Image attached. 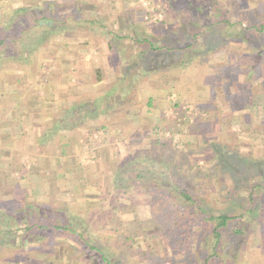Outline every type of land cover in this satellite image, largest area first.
I'll list each match as a JSON object with an SVG mask.
<instances>
[{
	"label": "rangeland",
	"instance_id": "374dc122",
	"mask_svg": "<svg viewBox=\"0 0 264 264\" xmlns=\"http://www.w3.org/2000/svg\"><path fill=\"white\" fill-rule=\"evenodd\" d=\"M169 2L138 0L139 8L147 17L144 24L148 34L144 38L148 36L154 40L162 33H174L169 27L172 19H164L160 10L162 3ZM239 4L245 10H241ZM249 4L258 7L259 14H256L257 11L251 12ZM40 7L44 8V5ZM194 8L191 11L198 14L191 12L190 18L189 13L186 14L189 20L179 24L176 38L172 40L175 42L169 43V46L178 49V60L186 62L183 66L172 70L163 67L159 70L161 76H158L155 68L150 71L146 69L148 72L143 73L142 66L137 64L133 73H138L136 78L143 80L130 81L128 78L120 85L127 92L125 95L133 91L130 97L124 95L123 100L115 94L106 99L105 93L113 81L105 80L100 86L101 91L94 97L99 100L95 104L97 106L91 110L88 118L83 119L82 114L73 113L65 121L70 128L82 125L76 133L87 151L79 149L76 152L81 159L76 163L84 172L79 174L76 171L73 179H66V183L59 180L57 186L46 187L50 199L45 200L51 203L55 215L62 212L68 220L71 219L74 225L70 228L83 227L82 239L90 238L103 247L112 262L202 264L205 256L216 254L217 257L207 264H224V259L227 264H264V189L258 187L264 186V95L259 99L253 96L254 105L259 107L253 122L249 112L242 114V117L231 111L239 103L234 97H229L237 88L241 91L263 86L264 89L261 79V75H264V44L257 49L256 46L243 45L240 53L233 42L228 46L229 39L236 36L239 29L250 30L264 25V0H198ZM41 9L37 11L38 14L42 12ZM23 17L19 18L22 22L26 20V13ZM194 21L197 26L193 24ZM4 31L8 36L12 35L10 29L9 33L8 29ZM2 32L0 30V36L5 35ZM263 34L258 35L261 42H264ZM33 36L30 42L41 38L42 43L47 42L50 46L46 36ZM159 42L161 44L162 40ZM160 44L155 46L158 48ZM52 45L33 54L34 60L31 59L33 62L28 69L37 74L36 82L41 79L47 83L59 75L52 61L43 59L48 53L59 54ZM17 47V44H12L14 53L19 52ZM4 50L0 46V54ZM141 50L137 46L132 51L139 55ZM154 52L156 50H149L145 60H150ZM256 53L260 56L252 66L250 59ZM241 55L244 56V65L237 62ZM4 57L0 61V75L18 74L20 71L15 70L10 61L12 57ZM135 60L138 63V56ZM249 68L253 75L247 77ZM89 69H93V66H89ZM152 72L154 74L149 75ZM244 74L246 77L242 76ZM257 77H260L259 82L254 80ZM157 79H168L160 110L157 106L147 107L149 98H153L152 105L156 101L152 94L155 95L158 90L152 89H155ZM186 79H190L189 83L183 82ZM74 85L72 81L63 84L61 92L66 95L64 97L79 94ZM89 90L81 93L90 96ZM94 98L91 103L96 101ZM86 99L90 101V97ZM124 103H127L124 110H128V116L134 117L130 130L126 124L119 123V115L113 119V108L119 110L118 106L123 107ZM174 103L179 107H174ZM226 103L232 107H224ZM219 104L222 107L218 110ZM246 107L248 105H244ZM144 109H148L147 114L143 112ZM104 111L110 113L107 115ZM111 126L113 130H110ZM216 148L224 154V158L233 161L234 165L229 161L230 165H236L239 175H231V171L218 164ZM51 149L56 148L52 146ZM90 152H97V156L87 158L86 153ZM84 174L90 177L88 183L81 177ZM253 184L256 187L251 203ZM182 191H186L191 199L185 200L181 196ZM197 206L205 210L197 209ZM251 207L253 213H245ZM205 211L232 218L242 215L244 222L240 220L243 223H240V227L245 238L238 245L230 244L229 229H219L220 238L216 246V239L209 233L216 222L209 223ZM49 215L41 220L45 225L61 226L68 221L61 217L55 220V216ZM39 221L34 219V223ZM246 222L247 225L244 224ZM38 233L50 238L48 243L43 244H48L56 252V255H50L46 264L96 263V254L88 251L76 234L55 229ZM188 237L191 239L188 240ZM227 249L231 253L230 259L225 256Z\"/></svg>",
	"mask_w": 264,
	"mask_h": 264
},
{
	"label": "crops",
	"instance_id": "0c3cea01",
	"mask_svg": "<svg viewBox=\"0 0 264 264\" xmlns=\"http://www.w3.org/2000/svg\"><path fill=\"white\" fill-rule=\"evenodd\" d=\"M194 2L198 0H170L168 4L162 3L160 10L164 14V19H172L169 27L174 33L171 35L162 33L160 39L154 37L153 40L148 36L143 37L148 34L145 25L147 17L139 8L138 0H0V30L3 31V35H7L4 29H8L7 33L10 29L12 35L15 33L11 28V21L24 18L25 13L28 17L29 13L34 14L42 8L39 14L45 15L47 20L39 21L27 33L36 36L41 34L46 36L50 42L49 46L47 42L42 43L41 38L32 42L30 38H19L21 42L26 40L29 47L28 56L23 64L14 61L15 59L10 60L15 70L20 72L0 75V264H46L50 255H56L55 250L48 244H43L48 243L50 238L43 233H36L35 230L28 232L24 226L36 224L34 219L44 220L45 210L49 212L52 209L51 203L45 200V198L50 199L48 196L50 193L48 190L45 191L46 187L57 186L59 180L66 183V179H73L72 176L76 175V171L79 174L84 172L76 163L81 160L79 153L76 152L79 149L86 150L83 148L80 135L76 133L82 125L70 128L65 123L67 117L73 113L78 114L77 108L84 104H90V106L97 104L99 100L94 97L101 91L100 86L105 80L113 81L105 93V98L108 99L115 94L122 98L124 93H127L120 88L123 82L128 78L130 81L143 80L136 78L138 73H133L137 64L142 66L143 71L141 72L143 73L151 70L147 68L149 60H145L149 50H156L153 55L155 57L159 55L161 59L160 68L155 69L158 76H161L159 70L163 67L166 70H172V67L179 69V65L185 64L186 62H181L178 65L180 61L178 55L176 51H173L175 50L173 45L169 46V43L175 42L172 40L176 38L179 24L189 20L191 12L198 14L191 11L195 9ZM42 5L44 8L40 7ZM239 6L241 10H245L241 4ZM239 6L237 5V9ZM258 10V7L250 6L251 12L257 11L256 14H259ZM188 13L189 18L186 15ZM193 24L197 26L196 21ZM191 32L194 34L193 30ZM260 33L256 27L250 30L239 29L238 34L229 39L228 46L233 42L238 53L241 52L243 45L256 46L257 49L258 46L264 44L258 37ZM19 40L12 42V44H17V48L21 46ZM159 40H162L161 44ZM137 41L139 43H136ZM157 43L160 44L158 48L155 46ZM52 44L55 45L53 50L58 51L59 54L48 53L43 59L51 60L50 62L55 66V71L59 72V75H55L47 83L41 79L36 82L37 74L28 69L29 64L33 62L31 59L34 60L33 54L50 48ZM137 46L142 49L139 55L133 54L132 51ZM136 56H138V63L135 60ZM243 57L241 55L237 60L241 65H244ZM254 57L255 55L250 59L252 66L256 63ZM89 66H93V69H89ZM101 67L106 68L101 69ZM153 74L154 72L149 73V75ZM246 74L247 77L253 75L251 68ZM242 76L246 77L245 74ZM259 78H254V80L259 82ZM261 79L264 81V75H261ZM166 80L168 79L156 80L155 89H152V91L158 90V93L155 91V95L152 94L156 101L152 105L153 98H149L151 104L147 107L157 106L160 110L164 101L163 91ZM69 81L75 82L74 87H77L79 94L66 98L61 90L63 84H69ZM189 81L190 79L183 80L186 83ZM57 84L59 85L55 87L54 85ZM114 88L116 92L108 96V92ZM83 90L85 93L89 90L90 96L83 95L81 93ZM132 94L133 91H130V94L124 97H130ZM254 95L258 99L263 96V86L241 91L237 88L231 92L229 97H234L237 100L236 103H239L235 105L237 108L231 111L242 117L249 112L250 120L253 122V116L257 115L259 110V107H256L258 105L253 103ZM88 97L90 101H87ZM93 98L96 101L91 103ZM251 104L254 106L250 108ZM126 105L127 103H124L123 107L118 106L119 110L113 108L112 114L113 119L119 115V123L126 124L130 130L132 129L131 124H134V120L131 119L134 117L131 115L130 118L128 110H124ZM225 105L224 107L229 109L232 107L227 103ZM244 105H248V108H244ZM220 107H222L221 104L217 106L218 110ZM93 108L89 111L94 110ZM245 109H247L246 112H244ZM248 109L251 110L248 111ZM147 110L144 109L143 112L147 114ZM104 113L108 115L110 112L104 111ZM120 124L118 127L122 130ZM108 127L110 128L109 124ZM112 128L111 126L110 130H113ZM52 146L56 149L52 150ZM86 154L87 158L90 155L92 158L97 156V152ZM68 162L71 164L67 165ZM96 162L98 165V159ZM81 177L84 182V179L87 183L90 180L88 174Z\"/></svg>",
	"mask_w": 264,
	"mask_h": 264
},
{
	"label": "trees",
	"instance_id": "16d2710c",
	"mask_svg": "<svg viewBox=\"0 0 264 264\" xmlns=\"http://www.w3.org/2000/svg\"><path fill=\"white\" fill-rule=\"evenodd\" d=\"M46 19L47 20V17H45V15H41V14H38L37 12H34V14H28V17H26V20H24L23 22L18 19V20H15L14 22L11 21V28L14 29L15 33L11 36H8L6 35V37H2L0 38V46H3L4 47V51H3V54H0V61L4 60L5 57L4 56H8V57H12V59H15L14 61L18 62L19 64H23V62L26 60L27 56H28V50H29V47H28V44L26 43L27 41H20L19 38L21 37H25V38H30V37H33L34 34L32 33H27V31H29L31 29L32 26H35L39 21L41 20H44ZM256 29L259 31V32H262L264 33V25H261V26H257ZM21 42V46L19 48V52L18 53H14V51L12 50V42L14 41H18ZM28 47V48H27ZM178 50V49H177ZM176 49L173 51H177ZM154 51V49L152 50ZM167 51L169 52V50L167 49ZM155 53V52H154ZM259 56L260 54H255V62L258 61L259 59ZM161 61L159 55L158 57H155V55L148 61V66L147 68L149 69H152V68H160V65H161ZM181 63V61L178 62V65ZM179 66H183V65H179ZM255 66V65H254ZM173 68V67H172ZM117 86V85H116ZM116 92V88H114L113 90H110L108 92V96L114 94ZM107 98V97H106ZM151 104V99L148 100V103L147 105L150 106ZM177 103L175 104L174 103V107H177ZM93 107H96V105H92L90 106L87 105V104H84L82 105L80 108H77V111H78V114H82L83 113V118H88L89 116V113H90V109L93 108ZM179 107V106H178ZM83 110V112H82ZM88 110V111H87ZM81 112V113H80ZM217 157H218V164H220V166L224 169H228L229 171H231V175L232 174H238L239 175V172L236 170V165L235 166H231L230 165V162L232 165L233 164V161L228 160L226 157L224 158V154H222V152L216 148V151H215ZM230 161V162H229ZM240 179H243L242 177ZM245 180V179H244ZM242 181V180H241ZM240 182V181H239ZM238 184V183H237ZM256 185V184H255ZM254 184L252 185V191H250V202L252 203L253 202V199H254V190H255V186ZM261 185V184H259ZM258 187H262L264 189V186H258ZM181 196H183V198L185 200H189L191 199L190 195H188L186 193V191H182L181 192ZM192 202H194L192 200ZM197 209H200V210H205V209H202L201 207L197 206ZM245 213L251 215L253 213L252 211V207L249 208ZM50 214V215H49ZM54 214V215H53ZM46 215H49L48 217H51V216H55V220H58V219H61V218H66L67 219V216L64 215L62 212H59L55 215V213L53 212V209H51L49 212H47V210H45L44 212V215L43 216H46ZM205 218L210 222H213L215 221L216 222V225L211 227V230H210V234L212 237H214L216 239L215 241V245L217 246L218 242H219V238H220V235H219V229H229L230 231V238H231V241H230V244H233L235 243V245H238L242 240H243V237H244V232L242 231L241 227H240V223L243 224L242 222V215L240 216V218L238 217H235V218H232L226 214H223V215H213V214H210V213H206L205 211ZM35 217H38V216H35ZM61 217V218H60ZM38 219V218H37ZM73 220V219H72ZM242 222H241V221ZM236 221L237 223H233L232 225V222ZM72 224L73 222H71V219L68 220L64 225H49V224H46L43 222V221H39L38 223L36 224H32L30 225V227H25L26 231H33L35 230V232H40L41 230H47V229H55L56 231H66V232H69V233H74L76 234L79 239L81 240V243L85 246V248L90 251V252H94L96 254V263L95 264H120V263H116V262H112V258H109L108 256H106V252L104 250L103 247L97 245L96 243H94L92 240H90V238H85V239H82L83 237V227L82 228H78L76 229L75 227L70 228L72 227ZM245 225H247L248 223H244ZM74 225V224H73ZM232 225V226H231ZM245 238V237H244ZM188 240L191 239V238H187ZM188 245V243H187ZM186 247V246H185ZM186 249V248H185ZM185 249L183 250L185 252ZM215 249V247H214ZM225 252H227V254L225 255L226 257L228 256V258L230 259L231 258V253L229 251V249H227ZM213 254V253H212ZM217 257L216 254H213V255H209V256H205V258L202 260V264H207L209 262V260H213ZM223 263L224 264H227L225 263V259L223 260ZM89 264V263H88Z\"/></svg>",
	"mask_w": 264,
	"mask_h": 264
}]
</instances>
